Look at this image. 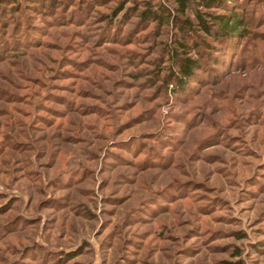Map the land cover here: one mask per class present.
<instances>
[{
	"label": "rangeland",
	"instance_id": "374dc122",
	"mask_svg": "<svg viewBox=\"0 0 264 264\" xmlns=\"http://www.w3.org/2000/svg\"><path fill=\"white\" fill-rule=\"evenodd\" d=\"M145 1L0 0V264H264V0L179 87Z\"/></svg>",
	"mask_w": 264,
	"mask_h": 264
},
{
	"label": "trees",
	"instance_id": "16d2710c",
	"mask_svg": "<svg viewBox=\"0 0 264 264\" xmlns=\"http://www.w3.org/2000/svg\"><path fill=\"white\" fill-rule=\"evenodd\" d=\"M246 8L245 0H157L156 3L146 0L139 13V22L144 25L171 23L182 33L177 40L179 49L169 50L179 67L176 81L179 87L197 74L199 60L189 52L194 49L202 52L212 46L208 38L220 42L230 40L236 46L242 37L248 35L250 16Z\"/></svg>",
	"mask_w": 264,
	"mask_h": 264
}]
</instances>
